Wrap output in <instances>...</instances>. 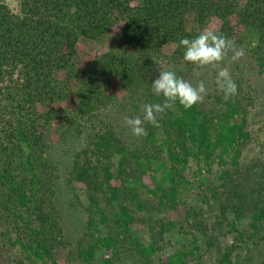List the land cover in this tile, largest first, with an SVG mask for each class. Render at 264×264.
<instances>
[{
	"label": "trees",
	"instance_id": "16d2710c",
	"mask_svg": "<svg viewBox=\"0 0 264 264\" xmlns=\"http://www.w3.org/2000/svg\"><path fill=\"white\" fill-rule=\"evenodd\" d=\"M214 17L221 22L218 33L235 43L247 40L264 80V0H19L18 12L0 0L1 262L56 264L70 256L43 133L52 122H63L64 132L84 134L70 181L84 186L87 226L99 232L78 247L79 264H113L122 246L148 264L159 250L158 238L177 226L181 234L193 235L192 242L160 257V264H191V257L201 264L196 233L208 246L216 240L207 232L201 208L185 205L183 219L160 223L158 238L153 235L148 243L134 228L137 213L176 210L192 190L204 192L203 201L209 202L208 194L214 198L228 186L248 138L243 111L231 100L221 109L199 103L185 110L177 103L158 117L160 127L144 124L146 137L127 138L107 110L123 107L131 118L141 115L143 104L160 102L151 83L163 47L173 45L172 60H183L179 40L194 38ZM113 27L115 44L98 48L92 59L77 65L81 39L101 46ZM239 29L245 39L238 37ZM122 92L127 93L124 102L118 98ZM66 102L75 105L58 113L55 105ZM42 104L49 109L40 111ZM193 164L198 179L187 173ZM214 164L225 167L217 185L200 173ZM234 195L238 204L221 206L224 220L230 212L234 217L227 222L233 243L224 247L220 264H242V252L250 251L264 220L262 199L249 205L242 191L234 189ZM243 220L247 236L240 228Z\"/></svg>",
	"mask_w": 264,
	"mask_h": 264
},
{
	"label": "rangeland",
	"instance_id": "374dc122",
	"mask_svg": "<svg viewBox=\"0 0 264 264\" xmlns=\"http://www.w3.org/2000/svg\"><path fill=\"white\" fill-rule=\"evenodd\" d=\"M6 2L14 12L19 11V0H6ZM220 26V20L214 17L205 29L218 32ZM117 32V28L113 27L110 30L111 35L106 36L102 40L101 46L96 42L81 39L74 60L75 63L79 65L88 62L95 56L98 48L114 45V36H116ZM237 35L245 39L247 34L244 29H239ZM246 43V39L242 44L236 43V46L244 52L241 59L236 62H230L226 58L219 65V67L229 68L231 76L237 84V94L229 100L237 104L238 108L243 111L242 114H244L246 119L245 130L248 133V138L243 142L241 148L238 166L235 170H231L233 175L232 182L228 186H221L218 189V194L214 198L208 194L207 197H210L209 202L203 201L204 192H194L192 190L189 195L185 196L187 203L179 205L176 210L151 213L139 212L137 213L138 221L134 225V228L140 233L143 241L148 243L153 235L158 238L160 223L168 224L171 221H181L183 219L186 212L185 205L201 208L203 222L207 228V232L211 237H215L216 239L214 245L208 246L203 241V235L196 233L200 242L201 256L199 262L201 264H220V255L224 251V247L233 243L232 235L228 232L229 227L227 222L232 220L234 216L230 212L227 214L228 218L224 220L221 214V206L224 204L232 205L239 203L238 197L234 195V189L237 192L242 191L244 193V199L247 204H253L260 198L262 199V204H260L264 207V80L258 74L257 65L253 59L250 47ZM172 53L173 45H165L163 47V56H161L154 66V79L158 77L160 70H174L178 76H182L193 84H196L198 80H203L208 91L203 102L200 104L205 109H221L226 101L223 99V95L218 92L214 83L217 69L209 67L195 70L192 65L186 64L183 60L179 62L172 60ZM197 71L200 73L199 76L195 74ZM118 98L121 102L126 101L127 93H119ZM74 105L75 102H66L55 105V109L58 113L63 114ZM49 107L47 104H42L38 106V109L44 111L49 109ZM128 111L123 107L116 108L112 106L107 110L109 116L111 115V121H109L117 126V130H122L125 137L128 138L131 136L133 138L130 129L123 123V118L125 116L129 117ZM65 128L66 124L63 122H52L47 126L46 130L43 129L44 140L50 145L48 153L50 157V173L55 192L54 201L63 231V240L69 243L70 250V256L58 259L56 264H79L76 257L78 247L87 244L91 237L90 233L96 236L99 232L89 230L87 226L90 217V204L84 186L70 181L72 161L75 154L83 146L84 134L75 136L64 132ZM224 168L223 166L214 164L209 172L203 168L200 173L207 182L217 185L220 182H217L215 179L223 172ZM187 173L191 178L198 179V168L195 164L192 165V168ZM150 181L149 175H145L144 182L150 183ZM246 222L247 220H243L240 228L245 230V235L247 236L250 232ZM179 230L177 226L170 232L162 233L161 238H158L159 250L152 256L151 262L148 264H160V257L169 255L178 249H186L189 247L193 235L181 234ZM249 245L250 251L242 252V264H260L264 260V220L261 224L260 231L256 235L255 242H250ZM195 262L194 257H191L190 263L193 264ZM0 264L6 263L0 261ZM9 264L17 263L10 262ZM113 264L145 263L135 251L122 246L114 256Z\"/></svg>",
	"mask_w": 264,
	"mask_h": 264
},
{
	"label": "clouds",
	"instance_id": "9594fccd",
	"mask_svg": "<svg viewBox=\"0 0 264 264\" xmlns=\"http://www.w3.org/2000/svg\"><path fill=\"white\" fill-rule=\"evenodd\" d=\"M177 47L184 49L183 61L195 70L209 67L217 69L214 83L226 102L237 94V84L229 68L219 67L226 58L236 62L243 57V50L236 46L234 40L217 31L205 29L192 39H180ZM195 74L199 76L200 73L197 71ZM207 91L203 80L193 84L178 76L174 70H160L158 77L151 83V92L162 98L161 101L143 104L141 115L131 118L125 116L123 123L133 137H146L145 123L160 127L158 117L162 119L166 110L173 109L177 103L185 110L190 109L203 102Z\"/></svg>",
	"mask_w": 264,
	"mask_h": 264
}]
</instances>
